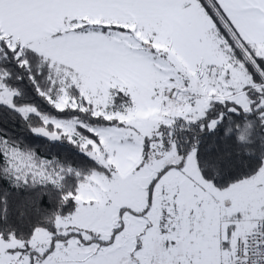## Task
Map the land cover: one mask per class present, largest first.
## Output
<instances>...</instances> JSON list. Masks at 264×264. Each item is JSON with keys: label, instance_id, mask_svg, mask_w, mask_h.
I'll list each match as a JSON object with an SVG mask.
<instances>
[{"label": "snow or ice", "instance_id": "6c2138e0", "mask_svg": "<svg viewBox=\"0 0 264 264\" xmlns=\"http://www.w3.org/2000/svg\"><path fill=\"white\" fill-rule=\"evenodd\" d=\"M5 111L0 264H264V0H0Z\"/></svg>", "mask_w": 264, "mask_h": 264}, {"label": "trees", "instance_id": "16d2710c", "mask_svg": "<svg viewBox=\"0 0 264 264\" xmlns=\"http://www.w3.org/2000/svg\"><path fill=\"white\" fill-rule=\"evenodd\" d=\"M0 120H2L4 127L9 128L11 131H14L17 134H19L18 126L13 127V124H12L13 117H11L6 111L3 113V116L0 117ZM36 139H38V138H36Z\"/></svg>", "mask_w": 264, "mask_h": 264}]
</instances>
